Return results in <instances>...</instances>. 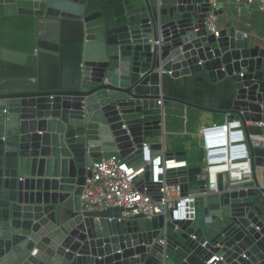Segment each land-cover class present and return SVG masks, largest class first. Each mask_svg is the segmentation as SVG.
<instances>
[{"label":"water","instance_id":"obj_1","mask_svg":"<svg viewBox=\"0 0 264 264\" xmlns=\"http://www.w3.org/2000/svg\"><path fill=\"white\" fill-rule=\"evenodd\" d=\"M210 11V0H0V264H264L256 174L220 176L182 222L82 208L97 160L136 166L146 140L162 139L154 156L165 148L167 110L232 112L264 164L251 139L264 145V46L236 29L215 37ZM179 173L185 193L205 192L201 167Z\"/></svg>","mask_w":264,"mask_h":264},{"label":"built area","instance_id":"obj_2","mask_svg":"<svg viewBox=\"0 0 264 264\" xmlns=\"http://www.w3.org/2000/svg\"><path fill=\"white\" fill-rule=\"evenodd\" d=\"M210 4L211 11L206 26L212 35L219 37L216 14L222 5L217 0H210ZM233 4L248 8L256 6L259 11L264 12V0H233ZM244 37L249 39L248 34H244ZM162 116L166 119L169 114L163 112ZM182 119L187 124L188 114L185 113ZM261 126L264 127V124ZM185 135L190 138L186 143L187 156L193 152V145L201 147L202 160L193 166L189 161H179L175 155L169 156L167 146L154 156L151 145L161 143V138L155 142L147 140L143 143L142 160L136 166L118 157L97 160L91 169L92 177L87 178L81 196L83 211L103 212L123 208L125 219L143 216L144 219L152 220L162 216L171 222H182L187 220L189 212L196 214L190 205L198 197L219 193L220 176L225 186L253 180L256 167L244 124L241 120L234 119L232 112L227 113L223 123L203 124L200 126V134L186 132ZM251 139L255 146L264 147L263 138ZM194 166L202 168L201 179L206 181L205 192L185 193L179 172ZM148 171L152 173V180L149 182L145 179Z\"/></svg>","mask_w":264,"mask_h":264},{"label":"crops","instance_id":"obj_3","mask_svg":"<svg viewBox=\"0 0 264 264\" xmlns=\"http://www.w3.org/2000/svg\"><path fill=\"white\" fill-rule=\"evenodd\" d=\"M221 5L220 11L217 13V21L216 26L220 31L223 30H231L236 29L238 33L248 34L249 35V44L252 47L255 46H264L263 40H264V12L259 11L258 8L255 7H239L233 4V0H217ZM12 67V70L16 68V65H10ZM13 72V71H12ZM167 112H176V111H168ZM230 111H227L226 113H213L214 118H216V122L214 123H223L226 119L227 113ZM185 114V113H184ZM188 116H193L192 110L188 111ZM183 115V114H182ZM192 118V117H191ZM206 124V123H203ZM201 124V125H203ZM167 125L166 123V133H167ZM248 125H251L248 123ZM189 134L197 135L196 132H189L186 131ZM182 136L188 138V136H184L183 134H177V136ZM190 139V138H189ZM147 141V140H146ZM168 150V149H167ZM173 149L168 152H172ZM264 177V164L262 166H259L257 164L256 166V177L261 179V176ZM249 182H254L253 180ZM65 208L67 210L72 211L74 208L73 201L69 200ZM217 258L215 257L214 260Z\"/></svg>","mask_w":264,"mask_h":264},{"label":"rangeland","instance_id":"obj_4","mask_svg":"<svg viewBox=\"0 0 264 264\" xmlns=\"http://www.w3.org/2000/svg\"><path fill=\"white\" fill-rule=\"evenodd\" d=\"M192 112H193V116L192 115L189 116L187 124H185V121L182 119L184 113L169 112V117L167 119L168 125H167V133H166V146L169 151L174 148L181 149L184 144V141L186 140V137H182L181 135L177 136V134L180 133L186 136L185 135L186 131L196 132L197 134H200L201 124L206 123L207 125H212L214 124V122H216V118H214L215 114L213 113H203L196 111H192ZM158 139L159 138H153V139H148V141L155 142ZM197 147L199 150H201V147L199 146ZM194 148L195 147H193L192 151H194ZM260 181L263 182L264 177L261 176Z\"/></svg>","mask_w":264,"mask_h":264},{"label":"trees","instance_id":"obj_5","mask_svg":"<svg viewBox=\"0 0 264 264\" xmlns=\"http://www.w3.org/2000/svg\"><path fill=\"white\" fill-rule=\"evenodd\" d=\"M190 139L186 138V140L184 141V144L182 146L181 149H177L174 148L172 152L170 153H177L179 151H185L186 150V143L189 141ZM194 151L192 153H188V161L190 163V165H196L197 163H199L202 160V151L198 149L197 145H193Z\"/></svg>","mask_w":264,"mask_h":264}]
</instances>
